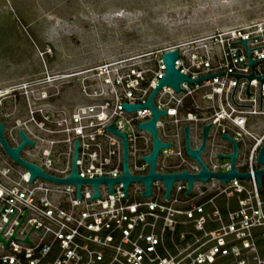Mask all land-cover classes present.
<instances>
[{
	"label": "built area",
	"instance_id": "2783aa9c",
	"mask_svg": "<svg viewBox=\"0 0 264 264\" xmlns=\"http://www.w3.org/2000/svg\"><path fill=\"white\" fill-rule=\"evenodd\" d=\"M243 38L247 54L244 44L236 41ZM172 49L177 50L174 67L189 78L223 72L181 80L177 91L168 84L157 89L152 102L166 113L155 121L156 135L170 145L158 149L154 171L197 172L199 165L184 150L182 125L188 128L189 147L196 148L202 125L210 122L199 153L209 171L223 173L229 168L227 158L216 156L231 151L221 132L237 144L233 162L237 172L264 167V162L256 161L264 142V79L248 81L239 75L235 80L226 73L262 74L264 16L188 35L143 53L61 74L44 72L39 79L21 82L19 87L25 89L60 76L75 77L79 97L55 109L28 104L27 116L17 122L13 137L5 136V126L3 136L13 146L19 141L16 130L21 129L33 145L25 144L19 156L54 176L69 174L73 139L77 175L119 176L121 138L104 128L113 123L116 131L125 134L127 171L145 174L147 163L140 156L150 151L151 138L136 123L149 118V109L126 110L120 105L146 99L164 70L161 53ZM247 56L252 59L250 66ZM246 84L250 93L244 91ZM30 92L22 91L26 103ZM38 94V99L47 100L53 95L44 90ZM0 156V264H264L260 252L264 174L258 185L254 174L225 181L213 176L193 179L188 192H183L186 179H173L166 197L161 179L151 181L148 195H139L141 181H129L125 196L121 181L111 184V193L107 183L99 181L96 197H89L93 187L83 181L76 199L73 182L40 176L27 181V169L1 147ZM2 239L7 240L5 245Z\"/></svg>",
	"mask_w": 264,
	"mask_h": 264
},
{
	"label": "rangeland",
	"instance_id": "374dc122",
	"mask_svg": "<svg viewBox=\"0 0 264 264\" xmlns=\"http://www.w3.org/2000/svg\"><path fill=\"white\" fill-rule=\"evenodd\" d=\"M263 16L264 0H0V91H6L0 95V119L5 136L13 137L28 104L55 109L79 97L75 77L60 76L25 89L21 82ZM23 90H31L28 103ZM40 90L52 92L51 100L38 99ZM260 252L264 256L263 243Z\"/></svg>",
	"mask_w": 264,
	"mask_h": 264
},
{
	"label": "water",
	"instance_id": "95a60500",
	"mask_svg": "<svg viewBox=\"0 0 264 264\" xmlns=\"http://www.w3.org/2000/svg\"><path fill=\"white\" fill-rule=\"evenodd\" d=\"M254 36H256V35H254ZM250 37H252V36H250ZM246 38H248V37H246ZM236 41H239V42L244 44L245 38L240 39V40H236ZM232 42H234V41H232ZM244 46H245V44H244ZM255 47H257V46H255ZM251 48H253V47H251ZM248 49L249 48H246V46H245L246 54H247ZM234 52H235V50H234ZM176 56H177V50L176 49L164 51L161 53V58H162V61L164 64V70H163L162 74L160 75V77L158 78L155 85L150 89V91L147 94L146 99L142 103H126V102L122 101L121 105H120L121 107H123L126 110L136 109L139 107H147L149 109V112H150L149 118L145 121H141V122L136 123L137 127L147 130L148 133L150 134V138H151L150 151L146 155L140 156V158L142 160L146 161V163H147V172L145 174L132 175L127 171V153H126L125 134H124L123 130L119 131V132L116 131L114 126H113V123L107 124L106 126H104V128L108 129L109 131L113 132L114 134L118 135L121 138V143H122V160H121L122 172L119 176H100V174H98V176H95V177H81V176L77 175L76 171H75V157H76V147H77L76 139H73L74 145H73V151H72V156H71L69 174L65 177H57V176H54L52 174L46 173V172L42 171L38 165H36L30 161H27V160H25L19 156V150L25 144L32 146L33 141L31 139H29L21 129H17L16 134L19 137V141L15 145L10 146L7 143L5 137L3 136L4 124L0 121V147H1V149L12 161H14L15 163H17L20 166H23L27 169V171L29 173L27 181H31L34 176H40L42 178H45V179H48V180H51V181H54L57 183L73 182L76 185V189H75L76 199L78 198V194H79V185L83 181L89 182L93 187V192L91 195H89V197H96L97 196L98 192L96 189V184L99 181H105L107 183L109 193H111V191H112L111 190V184L114 181H121L122 189H123L122 190L123 196H125L126 187H127L128 182L129 181H135V180H139L143 184V190L140 192L139 195H148L150 192L149 185H150L151 181L154 179H161L163 181V184H164L163 197L167 196L173 179H179V178L186 179V188L183 192H188L190 190L191 182L193 179H200L202 181H205L206 179H208L211 176L217 177L221 181H225V180L229 179L230 177H247L249 174H254V176L256 178V184L258 185V177L261 174H264V167L254 169L252 172H247V171L237 172L233 167V162H234L235 157H236L237 144L229 135H227L224 132H221L220 137L230 141L231 151L229 153H226V154H222V153L217 152L216 156L219 158H227L229 168L223 173H219V172H215V171H209L206 168L205 164L203 163V161L201 160V158L199 156V153L204 148L206 132H207V129H208L209 124L211 122L208 124L202 125L200 143L196 148H190L189 147L188 135H187V129L188 128H187V125H182L184 150H185V153L187 155H189L191 158H193L197 162V164L199 165V169L197 172L188 173L185 169H182L179 172H166V173H158V172L154 171V162H155V158H156L158 149L161 147L170 145V142H168V141L162 142L156 135L155 121L159 115L166 113L165 109L156 108L152 102L153 95L155 94L157 89L163 84H168L175 91H177L179 88L178 83L181 80H187V81L191 82L193 80H200V79L205 78L207 76H211V75H215V74L223 72L220 70L217 72L201 75L198 77L189 78L187 75L180 72L177 68L174 67L173 61H174ZM235 56H236V54H235ZM260 57H262V56H260ZM247 58H248V60H247L246 64H249V66H250V61L252 59H250L248 56H247ZM236 59H237V57H236ZM237 62H238V60H237ZM238 63H243V62H238ZM250 70H251V68H250ZM226 73L233 74L235 76V80H236V77L239 75H244L248 79V81H249V78H251V77H256L260 81L262 79H264V67H263V72L261 75H254V74H252L251 71L247 74L235 73V72H226ZM248 81H247V83H248ZM234 83H235V81H234ZM233 86H234V84H233ZM244 91L246 93H250V92H247V84H246ZM259 100H260V82H259ZM236 105H250V104H236ZM258 108H259V103H258ZM256 161L259 163L264 162V142L258 149ZM24 239L26 240V238H24ZM2 242L5 245L7 240L2 239Z\"/></svg>",
	"mask_w": 264,
	"mask_h": 264
},
{
	"label": "bare ground",
	"instance_id": "6f19581e",
	"mask_svg": "<svg viewBox=\"0 0 264 264\" xmlns=\"http://www.w3.org/2000/svg\"><path fill=\"white\" fill-rule=\"evenodd\" d=\"M13 91V90H12ZM6 91H0V95H2L3 93H5Z\"/></svg>",
	"mask_w": 264,
	"mask_h": 264
},
{
	"label": "crops",
	"instance_id": "0c3cea01",
	"mask_svg": "<svg viewBox=\"0 0 264 264\" xmlns=\"http://www.w3.org/2000/svg\"><path fill=\"white\" fill-rule=\"evenodd\" d=\"M0 121H1V119H0ZM2 122V121H1Z\"/></svg>",
	"mask_w": 264,
	"mask_h": 264
}]
</instances>
